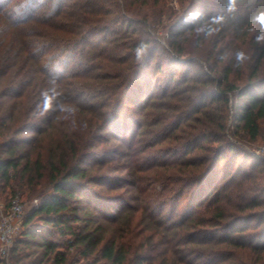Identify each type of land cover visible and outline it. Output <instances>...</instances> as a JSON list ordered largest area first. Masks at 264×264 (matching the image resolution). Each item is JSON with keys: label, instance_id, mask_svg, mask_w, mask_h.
I'll return each instance as SVG.
<instances>
[{"label": "trees", "instance_id": "obj_1", "mask_svg": "<svg viewBox=\"0 0 264 264\" xmlns=\"http://www.w3.org/2000/svg\"><path fill=\"white\" fill-rule=\"evenodd\" d=\"M168 2L0 3L10 263L264 264V0Z\"/></svg>", "mask_w": 264, "mask_h": 264}, {"label": "built area", "instance_id": "obj_2", "mask_svg": "<svg viewBox=\"0 0 264 264\" xmlns=\"http://www.w3.org/2000/svg\"><path fill=\"white\" fill-rule=\"evenodd\" d=\"M256 154L264 158V143L257 148ZM35 202L37 204L38 199ZM23 216L24 207L20 196L16 195L10 207L0 217V256L6 260L7 264H12L8 257L14 238L21 229Z\"/></svg>", "mask_w": 264, "mask_h": 264}, {"label": "rangeland", "instance_id": "obj_3", "mask_svg": "<svg viewBox=\"0 0 264 264\" xmlns=\"http://www.w3.org/2000/svg\"><path fill=\"white\" fill-rule=\"evenodd\" d=\"M0 3H2V0ZM168 4L172 7L177 8L179 6V0H169ZM160 30L163 31V28L161 27ZM263 143H264V137H261L258 140H256L255 142H252L251 144L246 145V148L251 154L257 155L256 150ZM257 156H259V155H257ZM19 196H20L21 202H22L23 207H24V214L26 213V210H28L30 208L31 205L36 204L35 200L39 199L36 196L35 197L29 196V194L27 192H21V194ZM14 198H15V196L10 198V199H7L6 196L0 195V217H1V214L4 213L10 207L12 200ZM9 201L11 203L9 205H7V203Z\"/></svg>", "mask_w": 264, "mask_h": 264}, {"label": "clouds", "instance_id": "obj_4", "mask_svg": "<svg viewBox=\"0 0 264 264\" xmlns=\"http://www.w3.org/2000/svg\"><path fill=\"white\" fill-rule=\"evenodd\" d=\"M142 53V49L141 50H138V55Z\"/></svg>", "mask_w": 264, "mask_h": 264}]
</instances>
